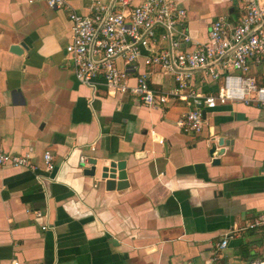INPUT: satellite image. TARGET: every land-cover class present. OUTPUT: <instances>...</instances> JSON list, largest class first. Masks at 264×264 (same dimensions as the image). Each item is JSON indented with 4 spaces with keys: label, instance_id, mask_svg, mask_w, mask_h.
Listing matches in <instances>:
<instances>
[{
    "label": "crops",
    "instance_id": "crops-1",
    "mask_svg": "<svg viewBox=\"0 0 264 264\" xmlns=\"http://www.w3.org/2000/svg\"><path fill=\"white\" fill-rule=\"evenodd\" d=\"M175 1L186 10L185 32L206 42L209 22L237 23L245 0ZM67 5L90 14L89 0ZM70 38L66 9L0 0L1 146L29 152L38 165L0 167V264H241L264 257V228L246 227L264 212V107L231 101L204 109V128L185 132L177 121L191 108L187 101L150 108L131 92H92L78 83L64 52ZM20 42L26 50H10ZM115 64L125 68L121 56ZM144 69L139 63L135 71ZM253 71L264 86V56ZM150 83L166 91L174 80L157 70ZM190 85L205 95L218 82L202 68L191 71ZM218 138L228 144L217 146L223 152L214 164L209 142ZM45 150L53 154L52 172L44 169ZM81 156L97 160L94 176L83 173L89 165ZM105 157L126 161L127 188H105Z\"/></svg>",
    "mask_w": 264,
    "mask_h": 264
},
{
    "label": "built area",
    "instance_id": "built-area-1",
    "mask_svg": "<svg viewBox=\"0 0 264 264\" xmlns=\"http://www.w3.org/2000/svg\"><path fill=\"white\" fill-rule=\"evenodd\" d=\"M28 2L68 11L71 38L64 52L77 82L92 92L100 86L108 92H131L150 108L162 106L169 98L187 101L191 108L177 126L193 133H199L207 123L204 109L231 101L264 107V86L257 82L253 71L264 56V0H245L243 15L235 24L222 17L211 20L206 42L194 41L185 32L186 10L175 0H139L137 4H133L134 0H111L108 4L89 0L88 15L69 9L67 0ZM161 42H166L167 47L161 48ZM120 56L124 69L115 64ZM139 63L145 69L137 72ZM202 68L208 69L218 82L214 93L199 94L190 85L191 71ZM157 70L173 76L170 89L158 91L152 87L150 75ZM129 77L135 84L127 83ZM42 160L45 171L52 172L55 164L50 150L43 152ZM80 164L88 166V158L81 156ZM6 165L38 169L29 152H6L0 138V167ZM36 215L40 216L39 212ZM246 227L264 228V212ZM227 242L226 237L219 246L225 247ZM10 264L19 262L13 260ZM241 264H264V257Z\"/></svg>",
    "mask_w": 264,
    "mask_h": 264
},
{
    "label": "water",
    "instance_id": "water-1",
    "mask_svg": "<svg viewBox=\"0 0 264 264\" xmlns=\"http://www.w3.org/2000/svg\"><path fill=\"white\" fill-rule=\"evenodd\" d=\"M22 49H27V46L24 42H20L19 44H13L10 47V50L20 54ZM225 143L228 144L227 140H223V138H218L215 140H210L209 142V155L213 158L212 162L214 164H218L220 162L218 155L222 154L223 149L217 150V146H221ZM96 164L97 160L95 158H91L89 160V167L84 168L83 173L88 176H94L96 172ZM126 161L115 160L110 157H105L102 159L101 163V180L105 182V188L107 190H123L127 188L128 182L126 181Z\"/></svg>",
    "mask_w": 264,
    "mask_h": 264
},
{
    "label": "trees",
    "instance_id": "trees-1",
    "mask_svg": "<svg viewBox=\"0 0 264 264\" xmlns=\"http://www.w3.org/2000/svg\"><path fill=\"white\" fill-rule=\"evenodd\" d=\"M262 237L264 238V233H263V236Z\"/></svg>",
    "mask_w": 264,
    "mask_h": 264
}]
</instances>
